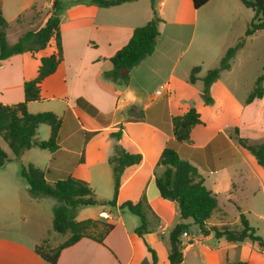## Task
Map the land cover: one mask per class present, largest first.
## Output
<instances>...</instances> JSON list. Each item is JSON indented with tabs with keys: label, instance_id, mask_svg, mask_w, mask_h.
I'll use <instances>...</instances> for the list:
<instances>
[{
	"label": "crops",
	"instance_id": "1",
	"mask_svg": "<svg viewBox=\"0 0 264 264\" xmlns=\"http://www.w3.org/2000/svg\"><path fill=\"white\" fill-rule=\"evenodd\" d=\"M211 1L196 10L192 0H154L153 9L152 0H128L107 8L88 0L71 4L59 0L62 59L54 73L41 82L40 99L26 105L31 114L51 112L60 119L59 148L53 153L44 150L48 155L43 168L32 165L52 170L56 178L69 175L88 183L99 204L80 209L76 220H100L112 224L113 229L103 243L82 238L63 249L56 264H170L169 234L178 223L188 225L186 236L179 238L181 264H264V254L250 240L230 243L224 237L216 238L212 231L230 228L226 222L230 218L234 220L231 229L240 230V214L247 217L248 223L251 217L264 219L262 167L232 140L229 149H222L220 131L206 128L202 120V124L192 128L188 142L177 143L168 118L184 114L192 106L194 96H200L201 88L195 87L196 82H187L194 67H199L198 79L205 75L198 76L201 67L197 64L206 55L203 52L207 43L197 32L200 12L207 6L224 10L232 3L221 0L209 5ZM0 10L8 27L14 23L19 28L20 34L13 43L6 35L7 44L13 45L25 32L44 25L53 12V0H0ZM153 12L161 19L153 52L132 68L126 85L104 79L102 74L112 68L110 58L129 41L136 27L151 20ZM181 31H186L188 39ZM230 47H222L219 57ZM190 48L194 49L186 56ZM55 52L52 39L45 49L34 54L24 52L0 61V104L22 103L23 83L36 76L41 57ZM175 99L185 107L178 114L172 110ZM78 100L92 108L94 114L88 113ZM198 130L210 133L194 142ZM116 132L121 133L119 140L110 137V133ZM89 133L93 135L87 139ZM49 136V127L39 125L36 138L43 141ZM189 144L200 157L191 156L187 161L217 199L216 209L206 222V234L191 219L180 220L177 203L162 199L155 186V178L165 170L157 165L162 150ZM115 146L127 153H139L141 161L123 170L115 206H110L106 202L113 198V177L108 158L114 154ZM31 149L24 151L22 157ZM19 177L23 179L20 173ZM27 188L26 181L21 185L18 179L0 183V264H48L36 254L35 246L47 233L52 247L69 236L53 235L54 204L46 198L30 197ZM261 195L263 200L259 202ZM127 201L141 202L146 223L141 235L135 232L140 219L120 209ZM17 220L24 226L20 227ZM148 249L154 252L155 262Z\"/></svg>",
	"mask_w": 264,
	"mask_h": 264
},
{
	"label": "trees",
	"instance_id": "2",
	"mask_svg": "<svg viewBox=\"0 0 264 264\" xmlns=\"http://www.w3.org/2000/svg\"><path fill=\"white\" fill-rule=\"evenodd\" d=\"M128 0H88V2L100 8H107L120 5ZM153 1L151 7L153 9ZM210 0H192L193 8L199 9ZM241 5L253 12V17L246 28L245 36H251L255 32L264 30V0H238ZM59 0H53V12L47 18L44 25L36 31L25 32L17 42L8 45L6 41V28L8 23L2 16L0 10V61L12 55L30 52L34 54L47 47L50 40L54 39L56 52L40 58V65L37 74L30 80L23 83L24 101L16 105L0 104V139L7 145L12 154L9 158L0 148V167L12 160H18L22 153L31 148L47 150L50 153L59 148L58 131L60 119L51 112L31 114L27 111L26 105L29 102L40 99L39 91L41 82L54 73L60 63L61 46L58 7ZM153 17L144 26L136 27L129 41L119 49L111 58L112 68L102 74L103 78L119 85H126L129 81V73L146 56L150 55L155 46L156 38L159 35L158 24L161 19L153 12ZM241 43L235 44L225 52L216 68L207 71L201 79L203 88L201 98L204 104H212L213 100L209 95V90L213 82L218 79L222 71L229 70L230 62ZM199 67L191 69L188 82L194 84ZM264 76L256 79L254 88L245 100V104H250L255 99H261L263 89L261 83ZM79 105L94 114L92 108L86 103L78 100ZM167 118V115H166ZM172 124V133L177 143H185L190 140V132L196 125L202 124L200 113L193 107L184 114L168 117ZM39 125H46L50 129V136L47 140L40 141L36 138V130ZM93 133L87 134V139ZM110 137L119 140L120 132L110 133ZM234 143L256 160L257 164L264 169V143L250 144L247 139L241 138L237 128H234V136L231 138ZM141 161L139 153H127L120 146H115L114 154L108 158V163L112 169L113 177V198L106 202L107 205L115 206V199L120 187L121 175L125 168L138 165ZM157 165L165 167L164 172L155 178V186L162 199L174 201L178 205L180 220L191 219L197 225L202 234L208 233L206 222L211 217L217 206L216 195L208 190L204 185L203 178L196 169L187 161L179 157L175 150L165 147L157 161ZM21 177L27 183V191L34 199L52 198L57 204L52 208V231L58 234H68V238L52 247L49 244L48 234L34 248L36 254L48 264H56L60 252L82 238L93 239L98 243H103V239L113 229V225L104 221L85 219L76 220V214L80 209L98 205L94 199L93 190L88 183L76 179L69 175L54 177L50 169L42 170L32 164L21 166ZM103 204V203H101ZM120 209H127L131 214L140 219V225L135 229L138 235L145 230V215L142 212L141 202L135 204L127 201L121 204ZM241 229H231L222 227L213 228L216 238L224 237L227 242L240 243L245 239L256 244L260 252L264 254V240L258 236L255 229L251 227L243 214L239 215ZM188 225L178 223L169 234L170 250L168 260L170 264H181V242L180 236L186 231ZM155 262L154 252L148 249ZM233 264H246L242 262Z\"/></svg>",
	"mask_w": 264,
	"mask_h": 264
},
{
	"label": "rangeland",
	"instance_id": "3",
	"mask_svg": "<svg viewBox=\"0 0 264 264\" xmlns=\"http://www.w3.org/2000/svg\"><path fill=\"white\" fill-rule=\"evenodd\" d=\"M67 1L71 4L76 0ZM219 1L221 0H212L209 5H214ZM231 1L233 4L231 3L230 7H225L224 10L217 11L207 6V8L205 7L200 12L201 17L198 21L197 32L202 33L204 38L207 39V43L204 45L205 49L203 52L206 55L197 63L201 67V72L198 76H203L208 70L218 67L221 59L219 56L223 54H218V51L222 47L228 44L233 47L237 43H241V47L232 58L229 70L222 71L218 76V81L210 87L209 95L213 100L212 104H204L201 98L203 88L202 77L201 79L197 78L195 81V87L201 88L200 96H194L195 98L191 102L187 101L191 103V107L200 113L201 120L206 128L211 129V131H220L218 140L222 149L230 148L232 139L229 140V137L232 138L234 136V128H237L239 136L247 139L250 144L264 143V80L261 83L263 89L262 98L255 99L250 104H245L246 98L254 88L256 79L264 76V30L257 31L251 36H245L244 32L253 17V12L241 6L237 0ZM19 32L16 24L10 25L6 30L8 41L13 43L19 36ZM185 32L181 31V34L183 35ZM197 36L195 35V37ZM184 37L188 39L187 33L184 34ZM192 49L194 48H190L186 56L191 54ZM182 88L180 86V89ZM181 92L186 94L184 90ZM184 108V105L180 104V101L174 100L172 110L176 114L183 112ZM209 133L207 130L196 131L194 142L200 141ZM190 145L183 146L182 148L176 146L178 149L175 150L180 152L178 153L181 159L187 160L188 158H192L191 156L200 157L198 152L189 148ZM0 148L8 157L12 156L7 145L1 139ZM47 155V151L38 148L31 149L23 157L21 155L18 160L8 163L5 169H0V183H8L18 179L21 185H25V181L19 177L21 166L33 164L39 168H43L46 164ZM261 169L264 172V169ZM23 190L25 191L24 188ZM46 199V201L53 203L54 206L57 204L52 198ZM262 200L263 197L261 195L259 202ZM258 206L260 207V205ZM127 212L129 211L125 209L124 213ZM226 222L230 225V228L234 225V220L231 218ZM17 224L21 225L20 227L24 226L19 220H17ZM249 224L255 229L256 234L264 240V219L251 217ZM25 226L27 227L28 225ZM52 233L58 238L61 237L60 234L53 231Z\"/></svg>",
	"mask_w": 264,
	"mask_h": 264
},
{
	"label": "built area",
	"instance_id": "4",
	"mask_svg": "<svg viewBox=\"0 0 264 264\" xmlns=\"http://www.w3.org/2000/svg\"><path fill=\"white\" fill-rule=\"evenodd\" d=\"M184 236H186V233H183Z\"/></svg>",
	"mask_w": 264,
	"mask_h": 264
}]
</instances>
